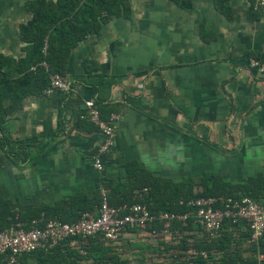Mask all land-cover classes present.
Returning <instances> with one entry per match:
<instances>
[{
	"label": "crops",
	"instance_id": "1",
	"mask_svg": "<svg viewBox=\"0 0 264 264\" xmlns=\"http://www.w3.org/2000/svg\"><path fill=\"white\" fill-rule=\"evenodd\" d=\"M28 1L0 0V54L17 60L26 55L20 26L32 18L26 9ZM190 2L191 9L185 10L170 0H130V16L114 18L102 25L97 35L86 37L72 50L67 66L68 77L107 75L116 80L105 97L116 110L112 114L116 116L112 159L137 161L155 175L175 180L206 171L195 172L189 163L174 158L177 153L189 156V149L194 147L189 137L205 145L199 125L207 127L210 140L219 145L215 140L219 130L230 126L227 118L215 117L221 111L216 98L219 87L233 83L236 78L232 76L237 74L264 95V77H257L251 69L241 71L240 65L228 69L215 62L227 56L231 48L247 61L251 60L246 56L249 52L264 56V10L261 19L254 21L247 0H230L234 18L229 21L216 10L213 0ZM69 90L64 130L51 149L24 167L5 158L0 168V190L5 199L37 207L79 193L91 195L96 190L102 172L94 168L89 153L103 137L100 132L86 134L80 129L81 110L94 94L79 83H73ZM61 94L51 91L23 99L9 117L10 139L20 141L58 131ZM128 97L136 99L132 103L141 111L128 103ZM252 107L264 112V98L253 102ZM179 168L187 171L173 175ZM105 176L123 178L125 169L114 161L105 166ZM124 241L123 249L117 251L131 259L139 257L141 249H146L144 257L148 261L159 262L176 253L174 245L166 243L169 254L158 256L156 239L147 235L129 234ZM127 241L135 246L131 248ZM28 263L36 262L29 259Z\"/></svg>",
	"mask_w": 264,
	"mask_h": 264
},
{
	"label": "trees",
	"instance_id": "2",
	"mask_svg": "<svg viewBox=\"0 0 264 264\" xmlns=\"http://www.w3.org/2000/svg\"><path fill=\"white\" fill-rule=\"evenodd\" d=\"M170 1L179 8L191 9L190 0ZM247 2L250 18L254 21L260 20L264 6L257 0ZM213 3L221 15L229 21L233 20L230 0H213ZM26 9L32 14V18L27 24L20 26V38L26 44L25 57L17 60L0 54V168L6 157L20 167L38 161L51 149L55 138L63 132L70 90L61 94L62 114L58 131L20 141L10 139L9 117L12 112L26 97L43 95L49 89L53 76L65 79L70 88L73 83L89 88L94 94L93 101L98 107L101 121L108 122L111 115L116 113L105 100L112 86L116 84L113 77H68L67 66L72 50L86 37L97 35L102 25L114 18L130 16V0H31L26 3ZM246 56L264 65V60L257 54L249 52ZM258 69L255 66L251 71L257 74ZM135 100L134 97L127 98L135 110L141 111L139 106L132 103ZM86 112V108L81 110V131L86 134L101 132L96 124L85 117ZM197 128L203 134L205 145L221 154L227 152L218 143L210 140L207 127L199 125ZM97 153L98 147L89 153V158ZM235 153V150L231 151V154ZM99 161L103 166L102 176L91 195L79 193L53 205L43 204L36 207L13 203L5 199L0 190V232L15 223H22L28 229L34 226V221L40 228L53 220L62 223L77 222L82 214L95 212L101 206L102 192H105L108 204L115 208L139 202L146 204L150 211L174 214L187 213L191 209L187 206L189 200L220 196L232 199L248 197L264 207V171L237 181L209 170L197 176L187 175L175 180L157 176L137 161L122 162L112 159L110 151L100 154ZM114 161L125 169L123 178L109 179L105 176V166ZM143 189L148 190V195L142 200L134 199V191ZM154 228L160 231L161 225H155ZM171 229L178 230L180 235L172 243V250H176V253L169 254L170 247L165 248L166 243L157 239V255L170 256L169 259L164 257L159 262L146 260V249H141L137 258L124 257L123 253L117 251L119 248L123 249V244L126 243L124 239L118 243H110L102 240L100 235L85 239L70 238L53 249L37 250L24 255L22 261L24 264H29V259H33L35 264H264V235L257 243L247 244L249 231L243 223L232 224L226 221L218 237L211 242H207L196 232L197 227L193 226L192 220L185 227L175 222ZM127 242L131 248L135 246ZM190 250L197 252V255H191ZM200 253H205L206 258ZM1 261L0 255V264Z\"/></svg>",
	"mask_w": 264,
	"mask_h": 264
},
{
	"label": "built area",
	"instance_id": "3",
	"mask_svg": "<svg viewBox=\"0 0 264 264\" xmlns=\"http://www.w3.org/2000/svg\"><path fill=\"white\" fill-rule=\"evenodd\" d=\"M264 6V0H257ZM257 66V63L253 65ZM69 86L60 76L51 78L50 87L45 93L58 91L65 93ZM85 117L100 128L103 137L98 146L97 155L92 157V163L97 171L103 166L99 155L110 151L114 141V122L116 116L111 115L108 122L100 120L98 107L93 100L86 102ZM101 206L95 212H86L74 223H62L58 220L48 222L44 227L36 226L25 229L22 223H15L0 232L1 264H24L22 257L37 250H50L58 247L70 238H87L100 235L102 240L118 243L129 234L147 235L165 243H173L180 235L178 230H172L173 223L179 222L183 227L192 220L196 232L207 242L216 239L226 221L232 224L243 223L249 231L247 244L257 243L264 235V207L248 197L232 199L229 197L197 198L187 201L191 209L184 214L150 211L144 203L118 208L108 204L105 192H102ZM134 199L142 200L148 195V190H135ZM182 203V202H181ZM155 225H161V230H155ZM83 253V252H81ZM191 255L197 252L190 250ZM206 258L205 253H200Z\"/></svg>",
	"mask_w": 264,
	"mask_h": 264
},
{
	"label": "rangeland",
	"instance_id": "4",
	"mask_svg": "<svg viewBox=\"0 0 264 264\" xmlns=\"http://www.w3.org/2000/svg\"><path fill=\"white\" fill-rule=\"evenodd\" d=\"M242 57V54L238 56L235 49L231 48L227 56L218 58L215 62L228 67V69H234V65H240L241 71L251 69L257 63L259 67L257 77H264L262 62H256L254 59L247 61ZM261 57L264 60V56ZM237 60L241 61L236 63ZM236 75L232 76L236 78L233 83L219 87L220 95L219 97L216 95L221 111H218L215 117L222 120L227 118L230 126L227 124L226 129L219 130L215 140L228 149L227 152L218 153L206 145L199 144L193 137H189L194 144V147L189 149V156L187 157L184 153L174 154V158L178 162H184L185 165L189 163L195 172L202 169L210 170L232 181L264 171V112L260 107H252L253 102L264 98L263 91L258 87L252 89L251 83L244 80V77L240 78ZM253 84L258 86L256 82ZM230 98L233 99L232 112L230 111ZM188 141L189 144L192 143L190 140ZM233 149L236 151L235 154H231ZM175 170L173 172L175 176L182 175L187 171L181 168Z\"/></svg>",
	"mask_w": 264,
	"mask_h": 264
}]
</instances>
